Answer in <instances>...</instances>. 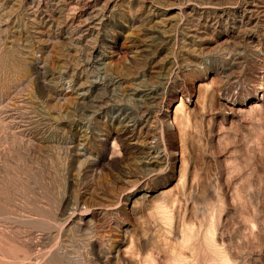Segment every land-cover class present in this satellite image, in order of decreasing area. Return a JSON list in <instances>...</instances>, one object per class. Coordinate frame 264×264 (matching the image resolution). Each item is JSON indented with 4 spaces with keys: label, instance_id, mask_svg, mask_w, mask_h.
Here are the masks:
<instances>
[{
    "label": "rangeland",
    "instance_id": "obj_1",
    "mask_svg": "<svg viewBox=\"0 0 264 264\" xmlns=\"http://www.w3.org/2000/svg\"><path fill=\"white\" fill-rule=\"evenodd\" d=\"M0 264H264V0H0Z\"/></svg>",
    "mask_w": 264,
    "mask_h": 264
}]
</instances>
